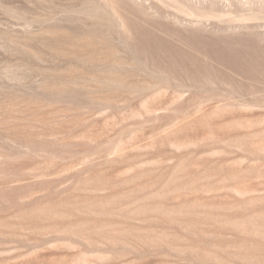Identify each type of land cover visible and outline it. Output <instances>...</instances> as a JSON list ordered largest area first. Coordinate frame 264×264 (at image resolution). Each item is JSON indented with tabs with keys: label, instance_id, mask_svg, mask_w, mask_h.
Returning <instances> with one entry per match:
<instances>
[{
	"label": "rangeland",
	"instance_id": "374dc122",
	"mask_svg": "<svg viewBox=\"0 0 264 264\" xmlns=\"http://www.w3.org/2000/svg\"><path fill=\"white\" fill-rule=\"evenodd\" d=\"M0 264H264V0H0Z\"/></svg>",
	"mask_w": 264,
	"mask_h": 264
}]
</instances>
